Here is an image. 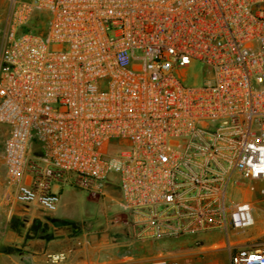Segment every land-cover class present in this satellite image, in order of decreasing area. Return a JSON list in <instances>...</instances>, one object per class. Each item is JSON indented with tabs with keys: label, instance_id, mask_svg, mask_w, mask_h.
Returning a JSON list of instances; mask_svg holds the SVG:
<instances>
[{
	"label": "built area",
	"instance_id": "1",
	"mask_svg": "<svg viewBox=\"0 0 264 264\" xmlns=\"http://www.w3.org/2000/svg\"><path fill=\"white\" fill-rule=\"evenodd\" d=\"M2 2L5 200L51 214L55 185L115 186L138 238L264 264V247L230 239L255 224L256 185L264 197V0ZM196 61L202 83L187 86Z\"/></svg>",
	"mask_w": 264,
	"mask_h": 264
},
{
	"label": "crops",
	"instance_id": "2",
	"mask_svg": "<svg viewBox=\"0 0 264 264\" xmlns=\"http://www.w3.org/2000/svg\"><path fill=\"white\" fill-rule=\"evenodd\" d=\"M32 147L35 150L36 146ZM2 171L4 175L3 165ZM3 175L0 183V218H3L0 222V264H4V261H8V264H49L46 256L61 252L70 255L65 264H149L157 258L189 260L191 264L216 262L214 259L216 254L212 251L216 248L212 246L189 247L191 244L189 239L154 242L138 238L119 207L120 194L113 190L114 186L107 187L102 199L95 198L106 200L120 210L114 220L107 223L104 228L91 231L89 226L85 229L76 225L55 226L51 220L66 219L56 214L60 207L59 203L57 210L48 214L49 220L45 222V231L33 232L35 234L31 232L26 237L18 231L7 230V219L11 215L17 216L21 213L13 205L8 206L14 202L4 198L8 190ZM60 185L63 184L53 186L52 191L56 193Z\"/></svg>",
	"mask_w": 264,
	"mask_h": 264
},
{
	"label": "rangeland",
	"instance_id": "3",
	"mask_svg": "<svg viewBox=\"0 0 264 264\" xmlns=\"http://www.w3.org/2000/svg\"><path fill=\"white\" fill-rule=\"evenodd\" d=\"M3 7V2L0 0V11H2ZM202 74L203 65L197 61L193 62L190 67L185 70L182 81L187 86L200 85L203 80ZM6 134L7 128L0 124V183L2 182L3 175L1 151ZM258 188L259 186L256 185L252 194V202L255 207V224L245 232L238 234L231 232L233 235L230 239L234 244H240V247L251 249H260L264 247V197L259 195ZM113 190L118 191L115 186ZM1 192L3 191L1 190ZM56 193L60 195V207L56 214L61 217H66L64 221L69 222V225L82 226V229L88 228V226L91 231L104 228L106 224L111 223L116 214L120 212L117 206H114L106 200H101L104 196H92L88 192L70 186L69 184L60 185V189L57 190ZM235 200H241V196L238 195ZM12 205L21 214L17 216L11 215V217L7 219V230L18 231L26 237L31 234V232L39 233L46 230L45 222L49 220V213L44 212L35 204L22 205L9 203L8 206L11 207ZM2 220L3 218H0V222ZM221 237L222 235L219 233H212L206 235L203 239L208 243L217 242L220 244ZM214 248H216L212 250L216 254L214 256L216 260L214 264H228L229 250L222 245ZM4 264H8V261H4Z\"/></svg>",
	"mask_w": 264,
	"mask_h": 264
},
{
	"label": "trees",
	"instance_id": "4",
	"mask_svg": "<svg viewBox=\"0 0 264 264\" xmlns=\"http://www.w3.org/2000/svg\"><path fill=\"white\" fill-rule=\"evenodd\" d=\"M52 224L55 226H64V225H69V222L64 221V220H51Z\"/></svg>",
	"mask_w": 264,
	"mask_h": 264
}]
</instances>
